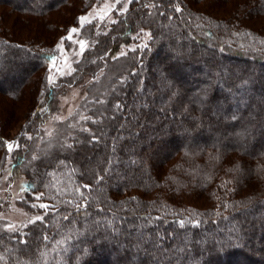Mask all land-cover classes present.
<instances>
[{
	"label": "trees",
	"instance_id": "trees-1",
	"mask_svg": "<svg viewBox=\"0 0 264 264\" xmlns=\"http://www.w3.org/2000/svg\"><path fill=\"white\" fill-rule=\"evenodd\" d=\"M99 1L0 0V174L49 206L0 218V263L264 264V0H129L50 83L57 40ZM74 85L84 118L48 125Z\"/></svg>",
	"mask_w": 264,
	"mask_h": 264
},
{
	"label": "rangeland",
	"instance_id": "rangeland-1",
	"mask_svg": "<svg viewBox=\"0 0 264 264\" xmlns=\"http://www.w3.org/2000/svg\"><path fill=\"white\" fill-rule=\"evenodd\" d=\"M129 0H100L93 3L88 9L84 10L79 16L75 24L67 29L65 35H62L57 40L58 54L55 56V61L51 59L47 64V79L52 78V81L58 80V78L70 75L74 69V63L81 56L80 32L82 28L88 24H93L96 28V32L106 30V28L117 20V18L125 11ZM81 17H86L81 21ZM75 28L76 32L73 33L70 30ZM71 37V39H69ZM135 43L130 44V47L135 45L142 46L148 40V33L144 30L134 34ZM85 46V44H84ZM84 48V47H83ZM125 52V49L121 53ZM59 70V71H58ZM157 76H160L159 69H155ZM70 72V74H68ZM85 91L81 86H71L61 90L57 97L56 112L53 118L49 121L48 125L53 121L71 120V118L77 117V119L84 118L80 111V104L84 99ZM26 116V110L24 106H19L15 109L14 117L16 120L12 124L11 132L15 133ZM73 120V119H72ZM8 162L5 169L0 174V198H6L7 194L10 197V204L8 208L0 213V218L8 221L9 225L15 228L21 227L28 219L38 216V210L43 209L40 207L44 204L42 195L40 192H32L30 196L26 197L27 184L25 178H16L8 186ZM29 204L32 207V211H29L24 204ZM35 205V206H34ZM259 236V235H258ZM254 241H257L255 238ZM262 243V242H261ZM1 264V263H0Z\"/></svg>",
	"mask_w": 264,
	"mask_h": 264
},
{
	"label": "snow or ice",
	"instance_id": "snow-or-ice-1",
	"mask_svg": "<svg viewBox=\"0 0 264 264\" xmlns=\"http://www.w3.org/2000/svg\"><path fill=\"white\" fill-rule=\"evenodd\" d=\"M177 11H180V9H177ZM85 19H86V17H81V18H80L81 21H83V20H85ZM70 31L73 32V33H75V32H76V29L73 28V29H71ZM69 39H71V37H69ZM80 46H81V49H83V47H84V43H83V42H80ZM55 59H56L55 57L52 58L53 62L55 61ZM58 71H59V70H58ZM68 74H70V72H69ZM49 82H50V83H53L51 77H49ZM116 107L119 108L120 106H119V105H116ZM69 147H71V145H69ZM7 150H8L9 152L12 151V144H11V143H8V144H7ZM34 158H35V157H34ZM102 179H103V177H99L97 182H99V181L102 180ZM84 187H85V188H90V186H88V185H85ZM78 191H79V189H78ZM81 195L83 196V193H81ZM34 206H35V205H34ZM40 207H42V208H48L49 206H48V205L41 204ZM76 207H77V208H80V207H87V204H84V205L77 204ZM65 218H67V217H65ZM41 219H42V217L37 216V217L35 218V221H38V220H41ZM35 221H29V223H34ZM179 223H180L181 226H183L185 222H184L183 220H181ZM9 227H10V228H14V226H12V225H9Z\"/></svg>",
	"mask_w": 264,
	"mask_h": 264
}]
</instances>
